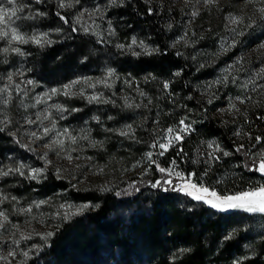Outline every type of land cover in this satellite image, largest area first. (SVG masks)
Returning <instances> with one entry per match:
<instances>
[{
	"label": "rangeland",
	"instance_id": "obj_1",
	"mask_svg": "<svg viewBox=\"0 0 264 264\" xmlns=\"http://www.w3.org/2000/svg\"><path fill=\"white\" fill-rule=\"evenodd\" d=\"M141 1L165 19L169 51L186 56L193 66V75L198 77L192 85L196 106H202L212 119L233 124L238 115L251 109H264V13L260 12L264 0ZM18 2L26 5L24 12L18 14L22 17L15 24L18 30L26 35L47 33L54 43L43 47L33 43L12 44L11 47H19L24 53L20 55L12 51L5 53L3 49L9 45L6 40H0V130L5 134L3 142L0 141V213L3 214L0 215V264H29L37 254L46 251L62 223L94 210L95 205L79 202L72 197L73 193L106 194L122 190L118 194L121 198L131 197L142 183L152 181L154 170L159 168L174 170L172 175L167 171L162 173V179L172 181V185L165 183L163 190L181 185L182 181L175 176L180 171L173 164L160 165L161 159L180 142H174L166 152L159 142L167 143L168 128L178 129L184 120L192 129L198 117L194 108L185 110L182 105L176 110L170 106L163 108L162 103L168 105L165 94L168 90L164 88L168 82L156 79L155 74L146 72L135 78L127 68L108 62V57L158 54V47L139 34H131L130 38L120 36L114 10L123 7L122 0ZM61 3L65 7H60ZM69 3L71 6H67ZM52 11L56 13L51 14ZM57 13L66 23L57 22L54 18ZM123 21L120 18V23ZM120 28L125 31L123 25ZM133 37L138 44L143 41L150 54L136 46L129 49ZM73 39L75 42L69 44ZM93 42H99L105 49L97 48ZM62 44L63 52L58 50L56 61L67 58L65 50L76 49L78 65L66 59L65 64L49 62L42 66L49 51ZM120 44L125 47H117ZM133 51L140 55H133ZM109 71L114 73L110 77ZM73 81L79 83L65 95L64 86ZM52 89H57L56 94ZM93 96L99 99L90 102L88 98ZM168 99L176 101L175 96ZM180 109L184 110L180 112ZM176 116L178 122H169ZM45 128L49 129L47 134ZM122 132L128 134L121 135ZM186 135L183 134V139ZM232 136L241 145L250 141L241 127L235 128ZM216 145L222 151L216 152ZM224 151V146L216 140H204L196 151L195 163L210 165L217 159H210L209 154L220 159ZM148 153H152L151 159ZM262 154L264 150H254L252 158L256 164ZM33 169L42 170L37 179L31 178ZM5 172L8 174L4 175ZM180 173L194 183L192 176ZM173 192L179 197H189L188 210L200 204L211 216L261 214L243 210L221 212L185 192ZM149 195V191L145 192L140 200ZM173 204L181 211L184 209L179 199ZM129 206V202H122L116 208L123 216ZM235 220L240 223L245 219ZM48 233L53 235L49 237ZM170 235L167 233L161 239L170 243ZM137 247L134 250L126 246L127 251L131 249L129 259H134V264H150L154 259L144 256L146 248ZM154 250H160L159 244ZM246 250L248 247L243 245V251ZM9 252L13 255L9 256ZM24 252L28 253L27 257ZM185 252L188 250L182 242H175L168 244L163 257L178 262L179 255ZM96 253L95 264H118V252L105 237L98 242ZM239 259L240 256L233 264ZM81 262L77 259V264Z\"/></svg>",
	"mask_w": 264,
	"mask_h": 264
},
{
	"label": "trees",
	"instance_id": "obj_2",
	"mask_svg": "<svg viewBox=\"0 0 264 264\" xmlns=\"http://www.w3.org/2000/svg\"><path fill=\"white\" fill-rule=\"evenodd\" d=\"M122 2L123 7L114 10L117 14L116 27L120 31V36L130 38L131 34H139L158 47V54L137 58L108 57V62L115 67L127 68L135 78H140L146 72L155 74L156 79L169 84L168 91L165 92L168 105L162 103L163 108L170 106L176 110L177 106L182 105L185 110L194 108V114L198 115L188 135L176 149L170 150L161 159L160 165L169 166L175 161L173 165L185 176H192L194 183L199 185L202 182L205 186H214L218 194L235 192L246 189L249 185L264 183V176L249 171L246 167L253 164L254 150H264V109H251L238 115L235 124L212 119L209 114L204 113L203 107L196 106L194 102L197 96L192 85L197 76L194 77L193 66L186 56L176 55L168 49L169 37L165 29V19L157 16L155 11L147 8L141 0H122ZM55 11L51 14L57 12ZM61 16L57 15L54 18L57 22L66 23L65 18L62 20ZM120 18L124 20L121 23ZM121 24L124 26L123 32L120 28ZM75 40L73 39L69 44H73ZM62 46L64 44L50 50L49 57L41 62L42 66H46L49 62L65 64L68 62L66 59L77 66L76 49L73 52L65 50L64 54L67 58L56 61L58 50L61 51ZM94 46L105 49L99 42H95ZM176 70L179 71V75H175ZM169 96H175L177 104L173 103L172 99L169 100ZM184 109H180V112ZM179 116L175 119L170 118L169 122H178ZM237 127H241L250 140L243 144L244 147L239 152L235 149L241 143L238 144L232 136ZM257 136L261 137L260 143L256 142ZM4 138L5 134L0 130V141L3 142ZM207 139H214L223 145L224 149L231 153L230 157L221 154L220 159L214 160L210 165L195 163L196 151ZM162 177L164 175L161 172L154 170L152 181L142 183L133 196L126 198L118 195L122 190L106 194L73 193L72 197L79 202H90L96 207L71 222L62 223L50 240L46 251L37 254L29 264H77V259L82 261L81 264H95L97 245L98 242L104 241V237L117 250L118 264H134V259L130 260L128 255L131 249L127 251L126 246L135 250L138 249V245L143 249L146 248L147 253H144V256L154 259L150 264L226 262L233 264L239 256L237 264H264V214L214 213L211 216V213L200 204L193 205L188 210L189 197H179L170 188L163 190L162 186L166 185ZM158 180L162 186L152 187L153 182ZM147 191L150 195L140 200ZM175 199L183 202L182 211L173 204ZM122 202L130 204L123 216L116 208ZM236 218L245 220L239 223L235 222ZM163 233L171 234L170 243L161 239L165 236ZM175 242H182L188 252L179 255L180 261L170 262L163 255L166 256L168 244L174 245ZM158 244L160 250L156 252L154 246ZM243 245L248 247L245 252Z\"/></svg>",
	"mask_w": 264,
	"mask_h": 264
},
{
	"label": "snow or ice",
	"instance_id": "obj_3",
	"mask_svg": "<svg viewBox=\"0 0 264 264\" xmlns=\"http://www.w3.org/2000/svg\"><path fill=\"white\" fill-rule=\"evenodd\" d=\"M37 3L41 2V0H36ZM71 4L69 3V5ZM26 5L19 3L18 0H0V40H6L9 47H5L3 51L5 53H8L9 51L15 52L17 54L23 55L24 53L21 51L19 47H11L12 44H28L33 43L37 46L43 47L45 45H51L54 43L53 40L48 38L47 33H41V34H32V35H26L24 33H21L18 30V27L15 26L16 21L22 19L19 13H23ZM60 7H65L63 3L60 4ZM99 11V9L97 10ZM261 13H264V8L260 9ZM38 15H42L41 13H37ZM59 15V13H57ZM62 20L64 19L63 16L60 17ZM85 31H88L87 28L84 29ZM133 46L140 47L145 53L150 54V50L144 45L143 41L137 43V40L135 37L132 38L131 44L129 45V49H131ZM117 47L123 49L125 46L123 44L117 45ZM133 55H140V53L134 52ZM114 73L112 71H109L108 75L109 77L112 76ZM179 75V73H177ZM9 80H11V76H9ZM28 83H32V81H28ZM79 83V81H73L67 85L64 86V94L69 95L71 92V89L73 86ZM164 88H168V84L164 85ZM6 91V89H5ZM57 89H52V93L56 94ZM82 94V93H81ZM143 95V93H141ZM91 102L92 100L99 99V97L93 96L88 98ZM76 109H74L75 111ZM180 125L182 127L178 129L174 128H168L166 131V139L167 143L159 142V147L166 152L174 142H182L183 140V134H188L191 131V128L189 125H186L184 123V120L180 121ZM131 128V126H128ZM66 131V130H65ZM45 134L49 132V129H44ZM128 133L122 132L121 135H127ZM238 134V133H237ZM33 136L36 135V133H32ZM256 142H261V137L257 136ZM62 143V142H61ZM156 145H153L155 147ZM209 147H212L211 144H209ZM243 145H240L235 149V151L239 152L243 149ZM215 151L219 152L222 151L219 145H216ZM164 152H161L160 154L163 155ZM149 159L152 157V153L147 154ZM210 159L218 157H213L210 153ZM224 156L231 155L230 152L224 151ZM173 164H175V161H172ZM249 171L258 172L261 176H264V154L261 156V160L259 164H256L255 160H253L252 166L246 165ZM20 169H17L19 171ZM9 171H12L9 169ZM159 171L161 173L168 172L169 175L173 174V169H164L159 168ZM42 173L41 169H33L31 172V178L37 179V177ZM4 175H7L8 173H3ZM23 174V173H21ZM206 174V173H205ZM175 176L182 181V184L179 186L173 185V190H179L182 192H185L187 195L191 196L192 199L196 201H202L204 204L210 206L211 208L217 210V211H229V210H243L246 213H261L264 214V183H257L255 185H249L246 189H240L235 192H225L218 194L215 190L214 186H205L202 182L197 185L196 183H192L190 177L186 179L183 175H181L180 172H175ZM165 183L172 185V181L166 180ZM162 186L159 184V182L154 183L152 187H158ZM189 188L191 191H189ZM63 207V206H62ZM69 209L71 208V205L68 206ZM82 207H88V205H84ZM0 215H3L0 213ZM65 219L68 218V213H65ZM49 237L53 235V233L47 234ZM27 238V237H25ZM9 256H12L13 253L9 252ZM23 255L25 257L28 256L27 252H24Z\"/></svg>",
	"mask_w": 264,
	"mask_h": 264
}]
</instances>
